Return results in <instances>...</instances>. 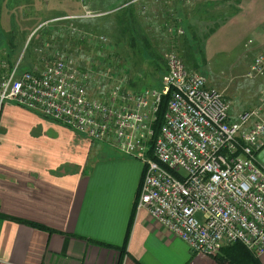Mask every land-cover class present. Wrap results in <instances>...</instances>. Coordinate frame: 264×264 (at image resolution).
Here are the masks:
<instances>
[{
  "label": "built area",
  "instance_id": "obj_1",
  "mask_svg": "<svg viewBox=\"0 0 264 264\" xmlns=\"http://www.w3.org/2000/svg\"><path fill=\"white\" fill-rule=\"evenodd\" d=\"M109 12L84 6L82 15L65 18ZM21 62L0 57V107L15 103L141 161L136 210L148 211L191 251L211 256L241 243L264 253V166L257 157L264 148V47L246 74L263 82L258 104L236 116L224 93L208 89L207 77L175 51L167 54L161 87L139 90L94 62L83 68L55 57L39 69H22Z\"/></svg>",
  "mask_w": 264,
  "mask_h": 264
},
{
  "label": "crops",
  "instance_id": "obj_2",
  "mask_svg": "<svg viewBox=\"0 0 264 264\" xmlns=\"http://www.w3.org/2000/svg\"><path fill=\"white\" fill-rule=\"evenodd\" d=\"M185 6L195 33L216 37L217 47H248L250 58L236 64L246 76L264 47V0ZM257 157L264 166V148ZM144 169L110 142L3 103L0 264H229L227 256L237 264L230 245L211 256L195 253L148 211L136 210ZM255 256L264 264V253Z\"/></svg>",
  "mask_w": 264,
  "mask_h": 264
},
{
  "label": "rangeland",
  "instance_id": "obj_3",
  "mask_svg": "<svg viewBox=\"0 0 264 264\" xmlns=\"http://www.w3.org/2000/svg\"><path fill=\"white\" fill-rule=\"evenodd\" d=\"M127 1L0 0V57L10 61L22 57V69L43 68L55 57L73 59L83 68H91L94 62V67L119 72L134 90L160 88L162 77L147 56L132 52L128 46L129 33H123L125 26L122 23L117 24L121 19L119 16H111L104 26L101 24L102 33H91L87 28L71 24L69 27L73 31L69 36H60L64 35L62 21L71 19L65 17L82 15L84 6L93 11L111 12ZM186 6L181 0H145L144 5L138 7L143 17L137 24L141 38H148L159 48L163 64L166 65L167 54L175 51L190 70L203 73L208 80V89L223 92L231 102L233 116L250 111L256 106L261 79L243 77L245 70L236 65L243 62L242 56L244 61L250 58V50L244 43L234 48H229L228 44L217 47L216 37L195 33L193 22H188ZM107 22H112L114 27L110 28ZM101 36L107 38L104 43Z\"/></svg>",
  "mask_w": 264,
  "mask_h": 264
},
{
  "label": "trees",
  "instance_id": "obj_4",
  "mask_svg": "<svg viewBox=\"0 0 264 264\" xmlns=\"http://www.w3.org/2000/svg\"><path fill=\"white\" fill-rule=\"evenodd\" d=\"M90 1V0H88ZM145 0H139L133 2L132 0H128L123 5L117 8V10L111 11L108 14H104L99 17H93V18H73L66 21H62V27H64V35L60 34V36H69V33H71V29L69 25H80L82 28H87L88 30H91V33H102L104 26V23L107 19H109L111 16H119L121 19L117 22V24L120 22L125 27L123 33H129L128 36V46L132 49V52L135 54L138 53L139 56L144 57L147 56V58L151 61L152 65L155 67L154 69L160 74L162 77L164 71L166 70V65L164 63V59L161 56V52L159 51V48L155 47L148 38H141V35L139 33H142L139 28H137V24L140 22L143 17L139 14V5H144ZM94 6L96 7V3H94ZM97 8V7H96ZM101 13V11H96ZM180 22H182V19H179ZM103 24V26L101 25ZM106 25H111L110 28L114 27L113 23L107 22ZM51 29V28H50ZM140 36H138L137 35ZM83 44V43H81ZM85 46V45H84ZM163 63H162V62ZM166 63V61H165ZM132 86L136 87V84L132 82ZM143 86V85H142ZM141 87V86H138ZM141 89V88H140ZM139 90V89H137ZM169 95H166L162 99V105L158 111L156 122L154 123V129L156 131V135L158 134L159 128L162 125L163 118L166 112L167 103H168ZM152 155V153H149ZM42 227V226H41ZM128 242V238L124 244V248H126ZM227 248H229V254L231 252H235V260L238 261L237 264H261L258 257H256L251 251H249L243 244L236 243L234 245H230ZM232 255V254H231ZM230 256H227L225 260L229 261V264H233L229 260ZM120 264V263H118Z\"/></svg>",
  "mask_w": 264,
  "mask_h": 264
}]
</instances>
